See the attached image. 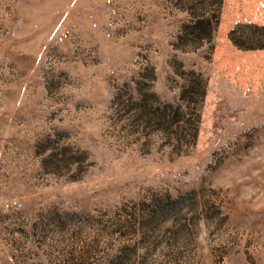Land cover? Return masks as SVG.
<instances>
[{
  "label": "rangeland",
  "instance_id": "rangeland-1",
  "mask_svg": "<svg viewBox=\"0 0 264 264\" xmlns=\"http://www.w3.org/2000/svg\"><path fill=\"white\" fill-rule=\"evenodd\" d=\"M0 264H264V0H0Z\"/></svg>",
  "mask_w": 264,
  "mask_h": 264
}]
</instances>
